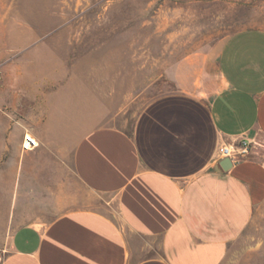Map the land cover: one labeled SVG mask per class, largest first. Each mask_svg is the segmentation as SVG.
Here are the masks:
<instances>
[{
	"label": "crops",
	"instance_id": "0c3cea01",
	"mask_svg": "<svg viewBox=\"0 0 264 264\" xmlns=\"http://www.w3.org/2000/svg\"><path fill=\"white\" fill-rule=\"evenodd\" d=\"M171 83L131 128L71 133L65 128L73 124L53 117L44 96L39 108L28 88L24 107L12 91L25 132L74 141L72 173L86 195L40 179L31 158L40 150H21L25 158L10 170L12 217L19 205L28 216L12 229L0 264H225L231 242L264 204V162L248 155L224 170L218 156L221 145L264 138V28H240L214 51L188 53ZM2 177L0 170V187Z\"/></svg>",
	"mask_w": 264,
	"mask_h": 264
},
{
	"label": "rangeland",
	"instance_id": "374dc122",
	"mask_svg": "<svg viewBox=\"0 0 264 264\" xmlns=\"http://www.w3.org/2000/svg\"><path fill=\"white\" fill-rule=\"evenodd\" d=\"M244 27L264 28V0H0V257L14 226L28 216L19 205L12 217L17 190L10 170L26 156L16 141L28 128L26 115L12 111V91L24 107L28 88L39 108L44 96L53 117L73 124L67 133L81 126L128 129L146 103L171 90L178 60L214 51ZM57 137L38 141L31 157L36 171L49 184L86 195L72 173L74 141ZM250 146V155L264 162V138ZM225 264H264V204L231 242Z\"/></svg>",
	"mask_w": 264,
	"mask_h": 264
},
{
	"label": "built area",
	"instance_id": "2783aa9c",
	"mask_svg": "<svg viewBox=\"0 0 264 264\" xmlns=\"http://www.w3.org/2000/svg\"><path fill=\"white\" fill-rule=\"evenodd\" d=\"M0 83H1V76H0ZM251 140L241 139L238 141L237 144H228V145H221L218 147V156L220 158L228 157L232 164L239 161L240 158L246 157L250 155V146ZM38 146V140L36 137L29 133L25 132L22 136L21 140V150L22 151H29Z\"/></svg>",
	"mask_w": 264,
	"mask_h": 264
},
{
	"label": "water",
	"instance_id": "95a60500",
	"mask_svg": "<svg viewBox=\"0 0 264 264\" xmlns=\"http://www.w3.org/2000/svg\"><path fill=\"white\" fill-rule=\"evenodd\" d=\"M219 165L222 169L226 170L232 165V162L228 157H225L220 160Z\"/></svg>",
	"mask_w": 264,
	"mask_h": 264
}]
</instances>
